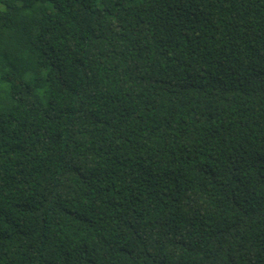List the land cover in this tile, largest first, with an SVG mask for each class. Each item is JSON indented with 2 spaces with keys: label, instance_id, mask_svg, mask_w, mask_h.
Wrapping results in <instances>:
<instances>
[{
  "label": "trees",
  "instance_id": "obj_1",
  "mask_svg": "<svg viewBox=\"0 0 264 264\" xmlns=\"http://www.w3.org/2000/svg\"><path fill=\"white\" fill-rule=\"evenodd\" d=\"M0 264H264V0H0Z\"/></svg>",
  "mask_w": 264,
  "mask_h": 264
}]
</instances>
